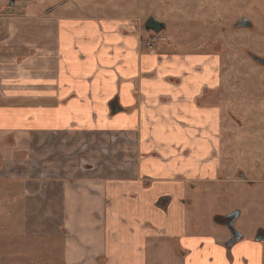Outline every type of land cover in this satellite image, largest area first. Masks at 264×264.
I'll return each mask as SVG.
<instances>
[{
    "label": "crops",
    "instance_id": "obj_1",
    "mask_svg": "<svg viewBox=\"0 0 264 264\" xmlns=\"http://www.w3.org/2000/svg\"><path fill=\"white\" fill-rule=\"evenodd\" d=\"M64 7L0 17V197L33 241L14 250L0 225V264H264V242L228 249L191 221L196 184L221 180L218 57Z\"/></svg>",
    "mask_w": 264,
    "mask_h": 264
},
{
    "label": "rangeland",
    "instance_id": "obj_2",
    "mask_svg": "<svg viewBox=\"0 0 264 264\" xmlns=\"http://www.w3.org/2000/svg\"><path fill=\"white\" fill-rule=\"evenodd\" d=\"M62 1L64 0H28L11 9H0V17L38 16L43 14L48 6L57 8ZM65 8L66 14L71 16L125 20L131 30L142 34L143 46L161 53L218 56L221 88L227 81L230 86H234L232 91L228 90L229 97L227 96L225 102L232 105L236 102L233 109L236 118L245 126L253 125L256 120L264 121V67L255 64L252 57H264V0H68ZM149 17L163 23L164 30L158 34L146 32L144 24ZM242 18L251 21L253 27L250 30L236 28V23ZM213 98L217 104L223 100L217 95ZM6 104L8 103L0 101V105ZM247 111L249 119L246 118ZM220 114L219 129L225 128V142H220L218 153L221 180L197 183L198 189L190 195V199H194L190 212L191 221L200 225L209 224L211 218L216 216L237 211L243 201L245 202V196L251 194L245 193L242 199L240 191L245 188L238 182L237 171L238 168L251 171L254 151L244 149L245 142L228 141L229 136L234 135L235 126L226 116L224 107L221 108ZM241 115L242 118H239ZM261 126L264 127L262 124ZM243 151L249 152L250 155L246 156L244 153L242 159ZM4 187L6 190L13 188L10 182L4 183ZM18 193L14 188L10 195ZM11 201L7 194L5 198L0 197V225H6L7 222L11 225L13 238L9 239L11 236L6 232L8 243L14 246V250L22 249L24 252L32 248L33 241L19 237L22 233L19 228L22 219L20 212L9 215ZM252 208L251 205V213ZM256 225L258 224L250 226L249 230H255ZM0 231V236H3L1 228ZM223 234L226 236V232ZM19 255L25 260L23 264H29L30 256L27 253L21 252ZM19 264H22V261Z\"/></svg>",
    "mask_w": 264,
    "mask_h": 264
},
{
    "label": "flooded vegetation",
    "instance_id": "obj_3",
    "mask_svg": "<svg viewBox=\"0 0 264 264\" xmlns=\"http://www.w3.org/2000/svg\"><path fill=\"white\" fill-rule=\"evenodd\" d=\"M22 2H28V0H0V9H5V8L11 9L16 7L17 4ZM66 3H68V0L62 1L60 5L66 6ZM77 6L78 5H76V7ZM51 11H53V8L51 6H48L44 11V13H49ZM238 27L250 30L253 27V25L249 19L242 18L236 23V28ZM252 57L255 64L264 67V57L262 56L260 57L256 55L255 56L252 55ZM232 87L234 86L232 85L230 86L228 81L224 83L222 87L224 89L221 88L220 90L222 93L221 96V99H223L222 102H219V104H217L213 100L211 103L213 104V106H219L222 109L224 107L226 116H228V119L235 126L233 127L234 129L233 136L230 135L231 133L229 131L230 136L228 141L235 140L238 142H245L244 149L246 150L250 149L254 151L253 153L254 161L250 172L245 171L244 169L241 168H238L237 171L238 182L241 183L245 188L240 191V193L242 194V199L245 193L246 194L251 193V194L245 196V202L243 201L241 208H239L237 211H234L233 213L230 214L228 213L227 215L224 216L214 217V221L220 226H222L226 231V241L224 243V246L226 247V245L227 246L230 245L227 247L228 249H230V247L237 241L244 239H251L254 241L264 242V127L261 126V124L264 125V121H259V120L255 121L256 119V112H255L254 114L255 119L253 120V122L254 121L255 122L253 123V125L251 126L242 125L243 122L241 120H238V118H236V115L233 112L236 102L234 105L229 104L227 101L225 102L227 96L229 95L228 90L232 91ZM249 111H247L248 116L246 117L248 119H249ZM243 115L245 116V110L243 111ZM243 115H241V117L239 118H242ZM236 125H237V129H236ZM223 130H225V128L219 129L215 135V138H217L219 145L220 142L222 141L225 142V139L223 137L224 134ZM244 153L245 151L242 152V159H244L245 155L246 156L250 155L249 152L245 153V155ZM229 158L231 160V157ZM251 205L253 206L252 213L249 212ZM254 209L256 210L254 211ZM253 224H258V225L254 226L256 227L255 230L252 229V231H250L249 230L250 226H252ZM230 228H232V233L230 231Z\"/></svg>",
    "mask_w": 264,
    "mask_h": 264
},
{
    "label": "water",
    "instance_id": "obj_4",
    "mask_svg": "<svg viewBox=\"0 0 264 264\" xmlns=\"http://www.w3.org/2000/svg\"><path fill=\"white\" fill-rule=\"evenodd\" d=\"M144 28L147 32H153L155 34H158L162 30H164L165 25L163 23L156 21L153 17H150L145 21ZM230 231L232 233V228H230ZM232 237H233V235H232ZM228 246H230V245H228ZM228 246L226 245V247H228Z\"/></svg>",
    "mask_w": 264,
    "mask_h": 264
}]
</instances>
